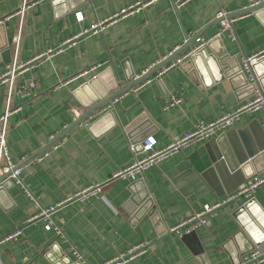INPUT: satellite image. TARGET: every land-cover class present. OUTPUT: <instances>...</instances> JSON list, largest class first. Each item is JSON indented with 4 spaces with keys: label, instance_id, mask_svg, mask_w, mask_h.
Masks as SVG:
<instances>
[{
    "label": "crops",
    "instance_id": "obj_1",
    "mask_svg": "<svg viewBox=\"0 0 264 264\" xmlns=\"http://www.w3.org/2000/svg\"><path fill=\"white\" fill-rule=\"evenodd\" d=\"M25 1L21 17L16 12ZM261 1L189 0L176 8L175 0H0L1 37L12 54L18 33V61L45 54L18 77L20 84L35 80L39 94L26 102L16 96L13 104L21 107L7 123V146L16 165L39 155L42 159L24 166V185L14 183L0 191V236L22 231L0 245L4 264H103L141 243H149L150 249L127 264H241L256 243L264 241V185L250 197L240 196L218 208L192 232L170 231L205 205L235 193L254 175L264 174V149L244 182L234 180L227 188L216 179V168L214 175L208 173L213 154L221 151L220 140L232 152L228 133L235 132L234 141L244 150L239 130L259 147L262 111L242 113L232 128L149 167L144 179L113 177L133 157L130 135L136 140L145 130L146 137L156 138L158 148L166 147L264 90V54L249 67L244 62L264 51V8L242 13ZM138 2L145 3L140 10L107 23L101 31L85 33ZM222 9L239 15L233 24L235 39L224 34L192 64L173 67L160 80L132 88L88 115L98 97L102 100L131 84L134 75L184 46L186 36L217 33ZM98 63L89 74L76 77ZM4 91L0 88V114L6 105ZM172 96L181 103L166 108ZM96 184L101 185L99 196L74 197L55 212L63 235L47 230L46 222L36 217L42 208ZM147 194L152 205L140 208Z\"/></svg>",
    "mask_w": 264,
    "mask_h": 264
},
{
    "label": "built area",
    "instance_id": "obj_2",
    "mask_svg": "<svg viewBox=\"0 0 264 264\" xmlns=\"http://www.w3.org/2000/svg\"><path fill=\"white\" fill-rule=\"evenodd\" d=\"M152 1V0H150ZM189 0H175V7L178 8L183 3ZM145 5V3L138 2L134 5H130L126 8H123L121 11L114 13L108 19H104L98 21L94 25L91 26L85 33H96L101 31L104 26L111 22L115 21L119 17L123 15H127L130 13H134L140 10V7ZM27 7L26 1L23 3L22 7L16 12L21 17H23L25 9ZM79 18L82 16L78 15ZM239 15H231L227 10L222 9L218 13V19H221L220 30L215 33L211 37L199 36L195 39V42L192 46L185 49L181 54L177 55L176 57L168 59L182 47V45L174 47L170 50L166 55L162 57L157 63L153 64L152 67L146 69L140 75H134L133 80H138L141 76L147 74L153 67L157 66L158 64L167 61L164 63L160 68H158L151 76L147 77L145 80L140 82L134 87V90H138L141 87L151 83L153 80H160L161 77L168 72L171 68L182 66L186 61L190 60L199 49L204 47L207 43L213 40L216 37L221 35L227 34L230 38L235 39L236 33L234 31V21L237 19ZM10 16H7L5 19H8ZM4 20H0V24L3 23ZM81 34H84L81 33ZM80 34V35H81ZM78 35V36H80ZM19 33L14 37V47L15 53L13 61L6 66L3 72L0 75V88H5V109L0 114V187L3 186V183L6 180H11L13 183L22 184L23 182V169L24 166L18 167L16 163L12 160L9 149L7 146L6 141V132H7V123L9 117L16 113L21 105H14L13 101L16 96H18L22 101L26 102L33 96H37L39 94V90L35 86V80L29 79L26 80L24 83H18V77L26 70L30 68V66L34 65L36 62L39 61L40 58L45 57V54H41L31 58L28 61H18L17 60V48L19 45ZM191 38L186 36L184 39V44H187ZM50 54V53H49ZM49 54L46 56H49ZM264 54L262 51L259 55H255L254 57H246L245 58V65L249 67L251 62L258 57H261ZM100 63L93 65L89 70L82 71L76 77L83 76L85 74H89L92 70L98 67ZM252 78V75H251ZM126 93V92H125ZM119 97L114 98V101H117ZM181 103V99L178 97H170L166 101L165 107H172L177 106ZM248 111H262L264 114V90L257 91L255 96L249 100L248 102L242 104L240 107L237 108L236 111L227 112L221 115L220 117L216 118L211 122H201L198 124L194 129L191 131L185 132L181 137L177 139H173L166 147L158 148L156 146V138L153 136L146 137L141 142V149H138V143L132 141L129 137V147L133 153V157L129 163L124 165L123 167L119 168L113 175L114 178H123L129 181H138L140 179H144V172L152 166L157 165L160 161L166 159L170 155L182 150L183 148L193 147L199 142L208 140L219 133L225 132L227 129L232 128L236 121L239 119L240 115L244 112ZM47 155V151L45 152ZM41 160V155L36 157V160ZM10 173L5 179L1 180V177ZM264 185V174L254 175L242 188H240L235 193H232L225 199L219 200L214 205H205L201 211L194 212L190 217L181 221L176 227L170 229V231H177L180 234H185L196 230L197 228L205 225L208 222V219L214 212L223 206H225L229 201L236 199L240 196L250 197L253 192L260 186ZM101 192V185L96 184L92 185L82 191H79L73 197L70 196L63 201L50 205L48 207L42 208L39 213L37 214V218L43 219L46 224L45 227L47 230H55L58 234L63 235L62 229L56 224L54 214L55 212L63 207L68 201L71 199L78 198L84 200L91 196H99ZM21 229H16L14 232L6 235L0 236V245L10 239H17L21 235ZM151 245L149 243H141L138 245H134L129 247L126 251L120 253L113 259L106 261L103 264H127L132 259L141 256L148 252ZM74 254L79 260H83L82 255L74 249ZM264 261V250L260 248L259 245H256L255 248L247 255L241 264H254L256 262ZM0 264H4L2 260V256L0 254Z\"/></svg>",
    "mask_w": 264,
    "mask_h": 264
},
{
    "label": "water",
    "instance_id": "obj_3",
    "mask_svg": "<svg viewBox=\"0 0 264 264\" xmlns=\"http://www.w3.org/2000/svg\"><path fill=\"white\" fill-rule=\"evenodd\" d=\"M256 4L251 6V7H249L248 9H245L244 11H242V13L253 12V11H257L259 9L264 8V0L259 2V3H256ZM217 20L219 22L221 21V19H217ZM3 30H4V24L1 23L0 24V75L3 72L2 69L4 67H6L8 64H10L13 61V58H14V52L12 54L11 47L8 45V43L6 41V38L5 37H1V33L3 32ZM199 36L200 35H195V37L193 39H191L187 44H185L184 46L180 47V49L177 50L168 59V61L170 59L176 57L177 55L181 54L185 49H187L190 46H192L193 43L195 42V39L197 37H199ZM222 36L224 37V35H221V36L216 37L213 40H211L204 47L199 49L198 52L193 57H191L190 60L186 61L182 66L192 64L193 63L192 61L195 60L201 53H204L206 51L207 47L213 41H216V40H219V39H223ZM218 56H219V54H217L215 56V58H217ZM166 62L167 61L162 62V63L158 64L157 66L153 67L147 74L141 76L138 80H133L132 83L129 84L128 86H126L124 88L117 89L116 91H114L113 93H111L107 97L102 96V100L100 99V97H98L99 98L98 101L96 103L92 104L91 109L88 111V115H91L92 113H94L98 109L106 106L115 97H118L122 93L134 88L137 84H139L140 82L145 80L147 77L151 76L158 68H160ZM254 63H256V60H253L250 65H252ZM115 88H117V87H115ZM79 121H80V119H77V121L75 123H78ZM251 127L253 128V125H251ZM145 132L148 134V131L144 130L142 132L144 135L142 137H140L139 139H136V140L134 138H132V136L130 135V138L132 139V141H135V142L138 143V149H141V142L146 138V133ZM234 133L235 132L233 131L232 133L230 132V133L227 134V136H228V138H229V140L231 142L232 152L231 151L229 152V150H227V147H225L227 144L223 145L224 143L220 140V145H221L220 149H221V151L216 150V152L214 153L215 155L213 154L212 163L214 164V166H213V168L209 169V171H208L209 174L214 175V171H215L214 168H216L217 169L216 171L218 173V176H215L216 179L218 178L217 179L218 182H219V179H221L223 184L227 188L230 187L229 183L234 181V180H236V182L238 180H242L241 182H244L246 180V176H248L249 171L251 169V166L256 161L257 154H259L260 150L264 149V136L263 135L260 134L261 136H260V138H258V146L259 147L257 148L253 144H250V143L247 142V138H245V135H244L245 131L239 130L238 133L242 137V139L244 140V143L246 144V148L244 150L243 148H240L239 142H235L234 141V139L235 140L237 139V136ZM232 135H234V136H232ZM61 137H62V135H60V138ZM56 140L57 139H54V142H56ZM218 142H219V140H218ZM230 142H229V145H230ZM34 159H36V157H33L31 159L26 160L24 162V164H21L18 167L27 166L28 165L27 163L30 162L31 160H34ZM220 159H221V161H219ZM9 174L10 173L2 176L1 180L5 179ZM242 177H243V179H242ZM12 184H14V183L11 180H6L3 183V186L0 187V191L4 190L5 187H8L9 185H12ZM142 202L139 203L140 208H146L147 205H149L151 207V205H152V199L148 197V194H147V196L144 198V200ZM239 207L240 206L238 205L235 208V210H237ZM256 244L259 245L262 250H264V241H261L259 243L257 242Z\"/></svg>",
    "mask_w": 264,
    "mask_h": 264
}]
</instances>
